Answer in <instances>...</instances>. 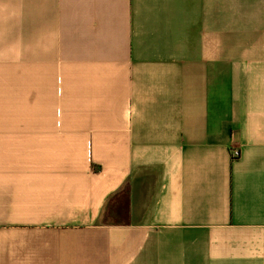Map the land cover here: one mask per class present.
Listing matches in <instances>:
<instances>
[{"label": "crops", "instance_id": "1", "mask_svg": "<svg viewBox=\"0 0 264 264\" xmlns=\"http://www.w3.org/2000/svg\"><path fill=\"white\" fill-rule=\"evenodd\" d=\"M0 264H264V0H0Z\"/></svg>", "mask_w": 264, "mask_h": 264}, {"label": "built area", "instance_id": "2", "mask_svg": "<svg viewBox=\"0 0 264 264\" xmlns=\"http://www.w3.org/2000/svg\"><path fill=\"white\" fill-rule=\"evenodd\" d=\"M240 155V152L237 148H232L231 150V156L232 158H237Z\"/></svg>", "mask_w": 264, "mask_h": 264}]
</instances>
